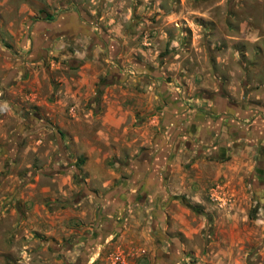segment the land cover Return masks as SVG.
I'll return each mask as SVG.
<instances>
[{"label":"rangeland","instance_id":"rangeland-1","mask_svg":"<svg viewBox=\"0 0 264 264\" xmlns=\"http://www.w3.org/2000/svg\"><path fill=\"white\" fill-rule=\"evenodd\" d=\"M0 264H264V0H0Z\"/></svg>","mask_w":264,"mask_h":264},{"label":"crops","instance_id":"crops-1","mask_svg":"<svg viewBox=\"0 0 264 264\" xmlns=\"http://www.w3.org/2000/svg\"><path fill=\"white\" fill-rule=\"evenodd\" d=\"M143 159L142 158H139L138 159V164L142 163L143 164ZM137 163V162H136ZM135 164V163H133ZM133 183V182H132ZM135 193H132V191H128V192H124V193H120L119 196H118V199L117 200H131L133 199V195ZM146 195L148 196L149 193H146ZM153 195L155 197H158V195H160L159 193H153ZM114 206V204H113ZM127 213L124 214V220L122 221L121 225H118L119 227H125L123 228V230H120V228L118 227V232H121V233H125V229H128L130 226L133 227L135 230H137V228H141L143 226V224H141V221L144 219L143 216H141V218H138V214H135L133 213L136 209L140 210V208L136 207V204H127ZM133 211V212H132ZM114 213V212H113ZM116 213V212H115ZM117 216H120V215H117ZM145 221V220H144ZM143 222V221H142ZM140 224V226H138ZM120 230V231H119ZM130 230H133V229H130ZM134 231V230H133Z\"/></svg>","mask_w":264,"mask_h":264},{"label":"trees","instance_id":"trees-1","mask_svg":"<svg viewBox=\"0 0 264 264\" xmlns=\"http://www.w3.org/2000/svg\"><path fill=\"white\" fill-rule=\"evenodd\" d=\"M45 19H51V17H50L49 15H47V16L45 17Z\"/></svg>","mask_w":264,"mask_h":264}]
</instances>
